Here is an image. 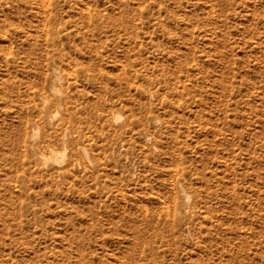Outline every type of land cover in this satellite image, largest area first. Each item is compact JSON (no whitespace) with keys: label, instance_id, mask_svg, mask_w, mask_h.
<instances>
[{"label":"rangeland","instance_id":"rangeland-1","mask_svg":"<svg viewBox=\"0 0 264 264\" xmlns=\"http://www.w3.org/2000/svg\"><path fill=\"white\" fill-rule=\"evenodd\" d=\"M0 264H264V0H0Z\"/></svg>","mask_w":264,"mask_h":264},{"label":"bare ground","instance_id":"bare-ground-1","mask_svg":"<svg viewBox=\"0 0 264 264\" xmlns=\"http://www.w3.org/2000/svg\"><path fill=\"white\" fill-rule=\"evenodd\" d=\"M55 70L57 72L58 78L59 79L62 78V76L64 74H62V72L58 68H55ZM52 84H54V83H52ZM50 88L51 89L53 88V90L56 91L57 93L61 92L60 89H58V87H56V86H53V87L51 86ZM47 102H48V99L47 98H44V103L46 104ZM113 113H114L113 114L114 115L113 116V119L116 118V119L119 120L120 118H122L121 117V114L117 110H114L113 109ZM57 114H58V111L57 112H54L52 114L49 113L48 116L50 118H54L55 116H57ZM156 121L161 122L158 117H157ZM32 129L33 130L30 132V141L31 142L29 143V149L32 150V151H34V152H36L40 156V158H41V160H42V162H43L44 165L51 166V164L54 163V164H57V165L62 166L63 165V162L65 160V157H66L67 150H68L67 149V144L62 149H58L54 145L50 144V146L48 147V149L50 150V152L49 153H46V152L40 150L37 147V145H35L34 142H33L38 137L37 133L39 131V127H38L37 123H35V127L32 128ZM65 134H66V136L69 135L68 130H66V129H65V132H64V136H65ZM81 149H83L82 151H84L83 153L86 155V158H87L89 164L95 165L94 158H93V155H92L90 149H88L85 146L81 147ZM63 170L64 169H60V172L59 173L60 174H63ZM182 191H183V194L185 195L186 200H189L190 197H191V194L189 192L185 191L184 189H182Z\"/></svg>","mask_w":264,"mask_h":264}]
</instances>
